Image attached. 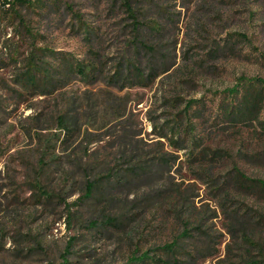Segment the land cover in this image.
Masks as SVG:
<instances>
[{
    "label": "rangeland",
    "instance_id": "rangeland-1",
    "mask_svg": "<svg viewBox=\"0 0 264 264\" xmlns=\"http://www.w3.org/2000/svg\"><path fill=\"white\" fill-rule=\"evenodd\" d=\"M3 5L0 0V264H128L139 242L145 249L178 233L177 215L185 216L190 204L217 210L209 232L216 255L225 256L234 241L219 202L224 192L217 195L215 186L229 191L231 209L264 211V196L230 182L235 167L264 178V130L255 120L227 121L219 110L241 77H264V0ZM12 7L25 25L11 15ZM34 47L46 48L50 57L49 50H63L82 63L97 61V76L87 82L74 73L64 88L44 94L20 80ZM121 60L123 76L130 60L144 78L111 79ZM68 105L78 120L70 135L58 122ZM176 122L194 127L199 146L193 159L190 139L178 149L159 136ZM159 139L172 167L127 180L119 167L129 164L117 159L120 151H155ZM203 149L207 154L200 156ZM109 164L117 174L107 183L109 193L87 198V180ZM177 183L188 199L174 206L175 199L162 197L173 196ZM107 215L119 217V224L104 229L90 222L102 224ZM249 215L254 223L257 216ZM139 232L146 235L142 240ZM190 241L202 245L204 238ZM216 255L202 264H218Z\"/></svg>",
    "mask_w": 264,
    "mask_h": 264
},
{
    "label": "trees",
    "instance_id": "trees-1",
    "mask_svg": "<svg viewBox=\"0 0 264 264\" xmlns=\"http://www.w3.org/2000/svg\"><path fill=\"white\" fill-rule=\"evenodd\" d=\"M10 4V0H4V6ZM14 4V3H13ZM15 4L13 5V7ZM10 8L12 16H20V25H25L19 12L15 8ZM4 10V11H3ZM5 12V9H2ZM2 11H0V17H2ZM6 15H3V17ZM27 29V28H26ZM30 33V32H29ZM34 36V34H32ZM46 48H36L29 53L25 59L26 70L19 75H22L20 79L27 86L34 89H38L41 92L51 93L53 90L64 88L72 74H78L83 80L91 82L93 77L97 76L99 65L97 61L82 63L79 59H76L73 55H69L63 50H49L53 56L48 55ZM94 57L100 60L101 55L98 52L92 51ZM50 53V54H51ZM49 56L48 59L45 57ZM104 62V61H101ZM124 64L123 60L118 63L117 70L112 75L111 79L123 80L126 82L129 77L134 79L144 78V72L140 67L136 66L132 61L127 60V70L129 75H124V68L121 66ZM152 70L154 71L153 67ZM153 71L148 75L151 76ZM96 74V75H95ZM147 75V76H148ZM200 100H191L200 104ZM192 105H188L191 107ZM73 105H68L66 111L59 115L58 122L65 128L68 135L74 132L77 128V117L71 114L70 111ZM264 77H241L239 82L226 90L224 97H222L220 104V115L227 121H241L252 122L257 121L259 127L264 130ZM181 118V115H180ZM168 131V132H166ZM161 129L158 133L160 138H167L171 146L181 149L187 144L190 139L189 147L191 150L187 153L190 158H194L197 155L199 142L194 136V127L191 124L183 125L181 122L172 124L169 129ZM190 134L193 135L190 138ZM160 149L155 151H147L146 153H139L138 147H132L130 151H120L117 159L126 161L129 164L124 168L127 172L124 176L128 179L140 178L148 174H152L157 170H164L165 167H172L170 164L172 155L165 149V142L162 139L158 140ZM133 149V151H132ZM144 154V155H143ZM200 156L207 154L205 149L199 152ZM116 157V156H115ZM116 165H107L102 170V173L95 179H88L86 183V189L84 195L90 198L93 194L107 196L109 189L107 183H109L113 177L117 174L114 173ZM126 180V181H127ZM117 183H120L119 176L115 179ZM123 181L122 183L126 182ZM230 182L232 186L239 191L255 194L257 196H264V178L261 177H249L240 168L235 167L234 173ZM175 189L173 196H163L162 198L175 199L172 205L177 206L180 201L187 200V197L182 196L181 188ZM215 193L224 192L219 196L220 205L223 207V213L226 215V219L229 222L225 223L230 238L233 244L230 242L226 245V255L220 257L216 255V244L214 240V234L209 232L211 229L214 217L218 216L217 210L210 211L209 205H192V209L189 207V212L185 216H181L183 213L181 209H178L177 220L180 222L181 229L170 240L154 241L150 247L144 248V244L139 242L131 256L129 257L128 264H202L203 259L209 256L216 255L218 264H264V211L254 210L248 205L244 208L243 213L240 212V208L231 209L229 191H225V187L220 185L215 186ZM51 194H45V198L48 200ZM52 196V195H51ZM113 198V197H112ZM242 209V208H241ZM252 210L253 214L249 215V211ZM251 215L257 216L254 223L248 219ZM103 222L99 223L96 219L91 220L92 225H97L105 229V225H118L119 217L116 216H103ZM250 218H253L252 216ZM122 219L120 218V221ZM122 223L120 222V225ZM139 239L142 240L146 235L139 232ZM198 235V236H197ZM133 236V235H132ZM134 237V236H133ZM204 238L202 245L196 242L190 241L191 239ZM151 238L146 239L148 242ZM72 241H69L67 250L69 251ZM69 252H67L68 254Z\"/></svg>",
    "mask_w": 264,
    "mask_h": 264
}]
</instances>
